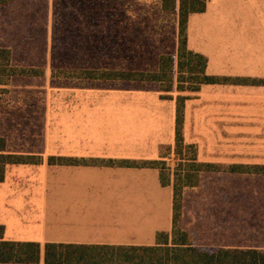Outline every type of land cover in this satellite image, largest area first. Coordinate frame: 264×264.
Wrapping results in <instances>:
<instances>
[{"label": "crops", "instance_id": "1", "mask_svg": "<svg viewBox=\"0 0 264 264\" xmlns=\"http://www.w3.org/2000/svg\"><path fill=\"white\" fill-rule=\"evenodd\" d=\"M185 34L186 48L206 59V75L228 79L264 75V0H205L202 12L188 16ZM237 90L230 84L202 85L185 102L182 139L196 148L197 162L264 165V156L224 149L232 147L229 131L239 124V111L232 104ZM110 94L112 98L101 104L73 109L69 133L56 138V154L49 158L152 161L163 157L164 147L173 152V102L166 105L156 90L138 89V106L113 99L117 92ZM42 161L13 167L32 170ZM54 167L53 185L0 183L3 240L40 247L153 246L162 233L170 242L173 177L162 187L156 169ZM179 228L196 248L264 251V175L199 173L197 185L182 190Z\"/></svg>", "mask_w": 264, "mask_h": 264}, {"label": "rangeland", "instance_id": "2", "mask_svg": "<svg viewBox=\"0 0 264 264\" xmlns=\"http://www.w3.org/2000/svg\"><path fill=\"white\" fill-rule=\"evenodd\" d=\"M169 1L11 0L0 6V48L9 50L13 66L39 71L38 76L14 77L2 88L0 138L11 153L43 159L32 170L6 169L3 184H54L56 167L46 163L48 156L56 154V138L69 133L76 107L101 104L113 92L118 93L113 99L138 106V89L159 91L156 84L79 78L84 70L153 72L159 56L175 54L178 16L163 10ZM204 2L198 0L195 7ZM227 84L238 87L232 104L239 111V124L229 131L232 147L224 149L264 156V75L231 78ZM192 94L173 92L170 99L160 100L170 106L182 96L185 104ZM161 155L173 173L179 158L189 159L191 150L185 148L177 157L164 147ZM216 166L219 170L234 167Z\"/></svg>", "mask_w": 264, "mask_h": 264}, {"label": "trees", "instance_id": "3", "mask_svg": "<svg viewBox=\"0 0 264 264\" xmlns=\"http://www.w3.org/2000/svg\"><path fill=\"white\" fill-rule=\"evenodd\" d=\"M11 0H0V6L9 5ZM198 0H170L165 11H173L178 16V44L175 54L161 55L153 72L133 71H80L79 79L93 81L138 82L156 84L162 93L161 98L170 99L173 92L196 93L202 85L227 84L230 79L208 76L205 73L206 59L186 48V23L188 16L200 13L205 2L196 8ZM39 71L22 69L11 64L10 52L0 48V92L14 77L38 76ZM186 97L178 96L175 102V128L173 153L180 157L186 148L191 150L187 160L179 158L177 170L171 173L164 157L152 161L133 160H89L79 161L70 158H48L51 166L100 165L124 168H150L159 172L162 187L172 181V234H158L153 246H110V245H74L45 244L41 247L32 242H13L3 240V227L0 226V264H264V251L201 249L188 243L187 235L179 228L181 213V195L185 187H194L201 172H217L214 164L196 161L193 146L183 144L182 122ZM170 150V149H168ZM39 159L34 156L14 154L8 151L6 142L0 138V183L3 182L9 166L34 165ZM185 164V165H183ZM184 166V168H182ZM230 172L263 174L264 167L243 168L234 166Z\"/></svg>", "mask_w": 264, "mask_h": 264}]
</instances>
